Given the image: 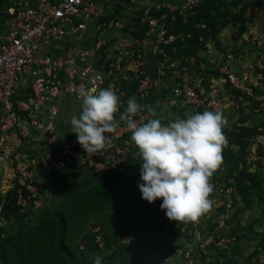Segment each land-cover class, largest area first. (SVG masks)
Returning <instances> with one entry per match:
<instances>
[{"label":"built area","instance_id":"2783aa9c","mask_svg":"<svg viewBox=\"0 0 264 264\" xmlns=\"http://www.w3.org/2000/svg\"><path fill=\"white\" fill-rule=\"evenodd\" d=\"M128 1L132 2L0 0V214L6 194L14 188L21 213L39 208L40 195L32 168L37 159L27 154L33 149H42L57 172L67 170L72 160L83 161L93 175L105 170L124 171L122 164L131 157V130L123 122L105 133L108 140L93 157L85 156L77 140L64 135L66 115L82 105L80 88L90 92L111 88L120 98L119 111L132 96L141 104L152 94L170 89L169 105L181 102L195 110L222 114L218 80L223 79L235 93L232 106H240L250 114L255 107H264V54L257 61L243 60L235 68L240 51L227 49L214 65L218 79L204 89L200 82L183 78L186 66L165 48L186 37L168 34L169 14L165 11L157 16L162 8L156 6L122 16L118 12ZM188 1L189 8L197 6L195 0ZM143 28V36L137 37L135 34ZM151 57L157 62L152 74L146 67V59ZM173 71L182 80L169 86L165 79ZM147 118L141 111L133 117L137 124L145 123ZM251 158L257 159L255 155ZM232 189H220L223 217L231 215L235 208ZM24 190L28 191L27 197L23 196ZM161 215L164 218L158 225L179 229L162 209ZM205 216L206 212L195 221L181 224L180 232L190 238V243L185 241L180 253L189 264L193 263V241L198 237L195 228ZM224 242L229 240L217 242L208 232L206 242L199 247L204 251L205 244L212 243L221 248Z\"/></svg>","mask_w":264,"mask_h":264},{"label":"rangeland","instance_id":"374dc122","mask_svg":"<svg viewBox=\"0 0 264 264\" xmlns=\"http://www.w3.org/2000/svg\"><path fill=\"white\" fill-rule=\"evenodd\" d=\"M188 2V0H132L120 8L118 13L129 17L135 15L138 10L161 6L160 14L166 11L169 16L174 17L172 21L175 27L178 22L195 23L199 9H203L209 12L213 20L217 19L214 22L219 30L235 24L233 28L238 27L237 33L240 36L247 34L244 43L240 44L241 47L235 46L234 49L240 53L245 50L244 48L250 52L263 51L260 57L264 54V0H195L197 6L191 8L186 5ZM197 24L200 27V22ZM185 38L183 41L186 42ZM210 38H213V35L208 39ZM208 39L205 40V45ZM213 44H219L220 47L219 42ZM207 48L206 50H210ZM215 50L217 49H212V52ZM223 50L224 48L219 50L221 55ZM213 56L214 54L207 52L204 59L197 55L189 57H192L193 67H196L198 72H203L200 66H204L209 68L205 70L206 73L218 76V71L214 69V63L218 62V59H212ZM186 58H181V61H185ZM243 60H240L239 64H242ZM203 82L209 87L207 81ZM228 91L235 95L231 90ZM222 100L224 104L222 116L225 120L222 132L226 142L222 145L221 162L214 171L215 174L209 178L213 186L209 196L212 205L201 224L195 228L198 237L193 241L192 264H264V180L260 183L261 188L253 190L249 195H242L239 185V179H243L246 185L250 184L249 180L255 176L264 179V107H255L250 114L240 106L230 105L233 100L226 103L224 98ZM244 103L247 104L246 101ZM80 106L79 109L76 108L74 112L67 114L63 121L62 131L69 139L77 140L76 135L71 132L70 121L74 116L78 118L82 110ZM203 111L205 110L187 107L180 110L179 114H174V118H186ZM119 112L123 111L114 114L117 118ZM163 112L164 110H160L157 114L159 119ZM149 117L153 118L150 114ZM161 123L164 124L165 121L161 120ZM249 134L253 137L249 138ZM129 141L131 159L126 164L127 168L122 173L95 179L84 167L83 161L72 160L67 170L57 172L50 167L42 149L29 151L27 154L30 158L37 159L32 168L36 181L43 189L39 197L40 206L36 210L32 209V212L21 220H0V227L5 228L4 236L8 234V237L15 239L21 222L29 221L36 225L41 217L51 212L45 223L47 220L48 222L54 220L55 223L46 228L47 237L44 242L46 245L52 244L55 237L64 235L65 244L72 254L71 264H93L95 256L102 258L101 264H129V261L130 264H159L163 259L162 264H189L184 263V256L179 251L187 241L190 243V238L185 234L181 233V240L187 239L185 244L181 241L170 245L171 247L167 245L164 248L166 250H158L156 254L153 252V243L156 240L154 238L163 232L157 228L161 223L159 220L164 218L159 212L161 199L158 198L149 204L141 198L137 187L141 161L136 146L131 139ZM81 152L85 156L93 157L100 151L88 152L81 149ZM252 155L257 159L252 160ZM224 187L234 189L232 190L235 207L232 214L225 217L222 214L223 208L219 206L223 197L220 189ZM60 214L66 217L65 224L59 221ZM181 224L183 222H174V226L178 228ZM32 231L33 229L25 231L24 235H30ZM208 232L217 242L221 239L229 242H224L221 248L212 243L205 244L202 251L199 246L206 242ZM15 242L19 243L18 240ZM169 250L171 251L168 252ZM3 252L4 243L0 239V264H8L2 257ZM139 252L144 258L135 262V256Z\"/></svg>","mask_w":264,"mask_h":264},{"label":"clouds","instance_id":"9594fccd","mask_svg":"<svg viewBox=\"0 0 264 264\" xmlns=\"http://www.w3.org/2000/svg\"><path fill=\"white\" fill-rule=\"evenodd\" d=\"M81 112L70 121L71 132L79 145L88 152L102 149L120 122L131 130V140L140 157L139 182L141 198L149 204L160 198V208L172 221H195L207 212L213 186L210 177L221 162L222 132L225 120L218 111L196 112L162 124L154 108L153 117L137 124L133 117L146 106L135 98L127 99L123 112L118 113L120 98L111 89L80 88ZM95 256L93 264H101Z\"/></svg>","mask_w":264,"mask_h":264},{"label":"trees","instance_id":"16d2710c","mask_svg":"<svg viewBox=\"0 0 264 264\" xmlns=\"http://www.w3.org/2000/svg\"><path fill=\"white\" fill-rule=\"evenodd\" d=\"M156 15L158 16L161 14L159 13ZM209 15V12L203 9H199L195 23L181 24L178 22L177 26L175 27H173L174 22L172 21V17L169 16L167 18L166 28L168 30V34H184L186 36V42L185 40L182 42L180 41V39H178L171 46L165 47L168 54L172 58L181 60V58H186V56H198L199 49H203L205 47V40L208 39L210 35H213V37L216 36L215 33L217 34L219 29L214 21H216L217 19L213 20ZM198 22H200L201 25H204V28L198 27ZM145 28L139 30L135 35L137 37L143 36ZM209 30L210 34L207 35V32ZM226 50L227 48H224L222 53H224ZM182 63L185 64V61L183 60ZM254 109H252V113ZM248 137L252 138L253 135L249 134ZM130 159L131 157L128 158V160ZM128 160L122 164L124 169L127 168L126 164L128 163ZM111 174H118V172L113 170H105L101 171L98 174L90 175L95 179ZM263 180V178L255 176L254 178L249 180L250 184L246 185L243 179H239L240 193L242 195H249L253 190L260 189V183ZM34 184L37 187L38 194L41 196L43 192L42 186L37 181H35ZM27 195L28 191L24 190L23 196L27 197ZM17 196L18 194L16 188L11 189L6 194L0 214L2 221L11 219L21 220L23 217L28 216L29 213L32 212V208H30V210H28L27 212L21 213L20 207L17 205ZM159 212L161 213L160 207ZM50 213L51 212H47L45 216L41 217L36 225H32L29 221L21 222L18 235L15 236V239L14 237H8V234L4 236V234L6 233L5 228L0 227V239L4 243V252L2 253V257L7 261L8 264H71L70 257L72 256V254L65 244L64 235H62L61 237H55V241H53L52 244L46 245V243L44 242L47 237V234L45 233L46 228L50 226V224L55 223L54 220L51 222H48L49 220H47V222L45 223V219ZM159 216L161 215L159 214ZM59 221L65 224L66 217L63 214H60ZM157 228L158 230L162 229L163 232H161V235H157L156 238H154L156 239L153 243V252L155 254L164 249L167 245L170 246L177 244L179 240H181V227L175 230L173 228L165 229L163 226L158 225ZM30 229H33L30 235H24L25 231L28 232ZM17 240L19 243L15 242ZM170 251L171 250H169L168 252ZM135 257V262H137L141 261L144 258V255L139 252V254H137ZM185 262L188 263V260L184 258V263ZM128 263L130 264V261Z\"/></svg>","mask_w":264,"mask_h":264},{"label":"crops","instance_id":"0c3cea01","mask_svg":"<svg viewBox=\"0 0 264 264\" xmlns=\"http://www.w3.org/2000/svg\"><path fill=\"white\" fill-rule=\"evenodd\" d=\"M250 9V8H249ZM248 9V10H249ZM235 24H231L229 25L228 27H224V28H221L215 37L213 38H210L207 40L206 42V45L205 47L207 49H210V50H206V48H203V49H199V52H198V56L201 58H206V55H207V52L208 54H211L214 56L212 57V59H218V62L216 63H219V61H221L222 59V55L220 53V49L222 48H227V49H230V48H235V46H237V48L241 47L240 44L243 42L244 43V39H246L247 37V34L243 35V36H240L238 32V27L237 28H233ZM229 29H233L234 31H230ZM214 42H219L220 43V47H219V44L215 45L213 44ZM218 46V47H217ZM219 49L218 51L215 50L214 52H212V49ZM245 49V50H244ZM243 52H246V53H240V57H239V60L234 64L233 67H239L241 64H239L240 60H247V61H254V60H258V58L260 57V55L263 53V51H260V50H257V51H248V49L244 48ZM252 49V47L250 48ZM202 52V54L200 53ZM210 56V55H209ZM210 60V59H209ZM214 63V65L216 64ZM203 64V62H201V65ZM184 66H186L187 68V73L185 74V76L183 77L185 80H188L189 82H200L201 85L203 86V88L207 89V85L203 82L204 80L207 81L208 85H211L213 84V81H215V79H218L217 76L213 75L212 74H209V73H206L205 70H209L208 67H204V66H200L202 70H204L203 72H198L197 71V68L196 67H193V59L192 57H187L185 59V64H183ZM156 66H157V62L154 58H147L146 59V67L148 68V72H150L152 74L153 71H155L156 69ZM198 66V65H197ZM199 68V67H198ZM201 70V71H202ZM203 73V75H202ZM208 74V75H206ZM183 76V75H182ZM177 77V78H176ZM181 78L178 77V74H177V71H173L171 76L166 78L165 79V82L166 84H168L169 86H174L176 83H179L181 82ZM218 84H219V90L222 94V98H224V102H230V100H232V95L231 93H229V89L227 88L225 82L223 79H219L218 80ZM170 89L164 91V90H160L154 94H152V96H150L145 102L141 103V105H145L146 107L141 111L142 113L146 114L147 115V120L148 119H151V117H149V111H148V108H154L156 110V113L159 114V111H163V115L161 116V120L162 121H165L164 124L166 123H169L170 121H173L174 119V114H179L180 110H183V109H187V106H185L184 104H182L181 102L180 103H177L176 105H169L168 104V100H169V97H170ZM131 98H135V96H132ZM231 105V104H230ZM80 106V105H79ZM229 105H227L228 107ZM81 107V106H80ZM230 107V106H229ZM79 107L75 106V108H73L71 110V112H74V110ZM227 110V109H226ZM225 110V112H226ZM158 116V115H157ZM180 117V116H178ZM147 122V121H146ZM183 242L185 244V241L184 239L180 240L179 242ZM179 251L181 252V248H179ZM177 251V253L179 252ZM166 258V257H165ZM162 261V260H160Z\"/></svg>","mask_w":264,"mask_h":264}]
</instances>
